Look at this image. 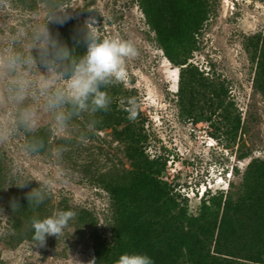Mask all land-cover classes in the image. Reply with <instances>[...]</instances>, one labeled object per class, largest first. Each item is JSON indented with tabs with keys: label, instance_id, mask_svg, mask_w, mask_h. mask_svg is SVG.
Listing matches in <instances>:
<instances>
[{
	"label": "rangeland",
	"instance_id": "374dc122",
	"mask_svg": "<svg viewBox=\"0 0 264 264\" xmlns=\"http://www.w3.org/2000/svg\"><path fill=\"white\" fill-rule=\"evenodd\" d=\"M211 6L199 50L190 62L208 82L228 87L225 107L231 120L241 119L237 134L221 115L223 109L211 114L204 99L195 113H204L201 120L180 118L181 71L159 46L138 0H0V40L17 30L27 33L59 10L67 16L65 22L49 23V31L59 39L67 21L85 26L95 19L99 38L132 42L138 55L126 60L127 80L113 83L119 94L109 97L107 110L112 111L115 103L130 115L134 110L135 123L148 137L146 155L167 162L163 180L187 197L189 214L198 216L202 205L198 189L213 187L215 194L225 188V193L237 198L250 163L264 161V94L256 88L258 69L251 45L259 35L264 38V0H211ZM105 116L101 111L81 117L73 122L70 134L47 137L51 147L63 145L59 158L48 152L24 155L20 150L23 135L0 141V264H91L93 232L111 238L113 215L104 185L132 166L114 127L104 126ZM87 119L95 121L90 130L84 127ZM48 125V116L42 114L41 135ZM81 132L86 133L83 140ZM243 155L247 158L241 159ZM49 180L54 183L46 189L44 203L30 206L28 194ZM60 210H72L75 216L62 235L49 236L38 245L33 240L32 218L43 219ZM210 251L215 254L214 245Z\"/></svg>",
	"mask_w": 264,
	"mask_h": 264
},
{
	"label": "trees",
	"instance_id": "16d2710c",
	"mask_svg": "<svg viewBox=\"0 0 264 264\" xmlns=\"http://www.w3.org/2000/svg\"><path fill=\"white\" fill-rule=\"evenodd\" d=\"M138 3L159 46L181 71L180 118L185 122L201 120L204 113H195L197 103L204 99L211 114L223 109L221 115L237 134L241 119L231 120V112L225 107L228 87L223 82H208L190 62L199 50V37L213 12L211 0ZM61 28L59 40L83 55L87 50L85 27L72 20ZM251 42L255 52L252 60L258 69L256 88L264 94V38L259 35ZM104 90L109 97L119 94L113 84ZM111 109L104 111L103 124L114 127L115 138L125 143L132 170L114 176L104 185L113 215L111 238L94 231L90 259L96 264H116L121 255L128 253L146 254L154 264H264V161L250 163L237 198L234 193L210 192L202 199L200 214L191 216L187 197L175 192L176 188L162 178L167 162L162 157L150 159L146 155L148 137L135 123V117L117 103ZM206 119L212 121L211 117Z\"/></svg>",
	"mask_w": 264,
	"mask_h": 264
},
{
	"label": "clouds",
	"instance_id": "9594fccd",
	"mask_svg": "<svg viewBox=\"0 0 264 264\" xmlns=\"http://www.w3.org/2000/svg\"><path fill=\"white\" fill-rule=\"evenodd\" d=\"M62 13L54 11L44 23L32 26L27 33L17 30L0 40V141L23 135L25 141L20 150L27 156L48 152L53 158H59L63 145L51 147L47 137L70 134L74 121L106 111L111 100L104 89L126 81V60L138 55L130 41L99 38L95 19L84 26L86 52L76 54L49 31L51 21L65 22L67 16ZM33 50L37 55H33ZM42 114L49 118L43 135L39 127ZM94 124V120L87 119L84 127L90 130ZM85 137L86 133L81 132L79 138ZM53 183L49 180L32 190L27 196L29 205L39 207L44 203L46 189ZM191 190L194 193L196 189ZM212 190L213 187L204 185L197 192L203 199ZM74 216L72 210H60L43 219L33 217V240L42 246L47 237H59ZM116 264H154V261L146 254L126 253Z\"/></svg>",
	"mask_w": 264,
	"mask_h": 264
}]
</instances>
